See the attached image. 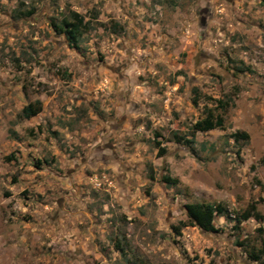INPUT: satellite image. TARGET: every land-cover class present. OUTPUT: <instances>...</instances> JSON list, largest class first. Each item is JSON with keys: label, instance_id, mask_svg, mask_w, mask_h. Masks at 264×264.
<instances>
[{"label": "rangeland", "instance_id": "obj_1", "mask_svg": "<svg viewBox=\"0 0 264 264\" xmlns=\"http://www.w3.org/2000/svg\"><path fill=\"white\" fill-rule=\"evenodd\" d=\"M189 203L225 212L204 231ZM263 242L264 0H0V264H264Z\"/></svg>", "mask_w": 264, "mask_h": 264}, {"label": "trees", "instance_id": "obj_2", "mask_svg": "<svg viewBox=\"0 0 264 264\" xmlns=\"http://www.w3.org/2000/svg\"><path fill=\"white\" fill-rule=\"evenodd\" d=\"M32 12H27V15H30ZM53 30L62 34L67 40L70 46H76L78 38L88 31L90 26V21L85 20L82 15L77 12L69 11L60 22H52L51 24ZM215 107L220 110H224L228 102L222 99L215 100ZM41 110V104L39 100L27 103L22 107L20 111V116L23 118H30L35 116ZM216 109H208L206 114L201 119L195 121L191 127L192 133L194 132H206L215 128H221L223 125L222 116L218 113H215ZM177 141H182L188 146L192 143V140L181 138L180 136H174ZM246 138L245 133H234L233 138ZM163 180L165 182H171L172 179L169 176H164ZM174 181V180H173ZM186 211V216L190 225L197 226L198 228L204 231L213 230V219L215 216H221L225 212L224 208L220 203L217 204H197L189 203L184 206ZM254 205H250L248 209L243 211L240 214H237L236 222L240 223L241 221L247 220L250 217L258 218V214L254 212ZM242 245V244H239ZM264 254V242L261 244V247L257 251L251 250L250 255L253 259H258L260 255ZM212 264V263H211Z\"/></svg>", "mask_w": 264, "mask_h": 264}]
</instances>
